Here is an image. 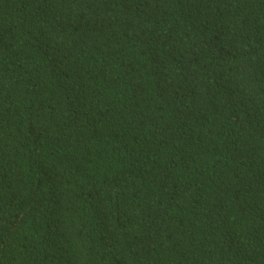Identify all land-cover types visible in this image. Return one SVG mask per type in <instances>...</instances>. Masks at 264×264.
<instances>
[{
  "label": "trees",
  "instance_id": "1",
  "mask_svg": "<svg viewBox=\"0 0 264 264\" xmlns=\"http://www.w3.org/2000/svg\"><path fill=\"white\" fill-rule=\"evenodd\" d=\"M0 264H264V0H0Z\"/></svg>",
  "mask_w": 264,
  "mask_h": 264
}]
</instances>
